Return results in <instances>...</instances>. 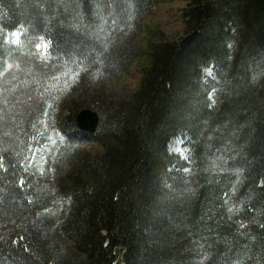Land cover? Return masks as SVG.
Instances as JSON below:
<instances>
[{
    "label": "trees",
    "instance_id": "1",
    "mask_svg": "<svg viewBox=\"0 0 264 264\" xmlns=\"http://www.w3.org/2000/svg\"><path fill=\"white\" fill-rule=\"evenodd\" d=\"M150 2L0 0V264H264V0H186L178 39L158 26L139 35ZM16 31L19 45L5 40ZM37 36L45 61L30 53ZM135 62L142 78L129 89L115 80ZM211 65L218 81L204 77ZM77 67L55 167L70 204L56 220L23 166L24 129L63 102L32 75ZM87 108L93 132L77 126ZM178 135L191 149L186 179L169 152ZM184 181L191 197L174 193Z\"/></svg>",
    "mask_w": 264,
    "mask_h": 264
},
{
    "label": "rangeland",
    "instance_id": "2",
    "mask_svg": "<svg viewBox=\"0 0 264 264\" xmlns=\"http://www.w3.org/2000/svg\"><path fill=\"white\" fill-rule=\"evenodd\" d=\"M186 7V0H151L145 11V15H143L139 21L141 23L137 25V29L141 31L139 35L144 37L152 26H158L170 38H181L185 34V24L182 15ZM18 33V38L12 36L8 41L14 45H19L22 41V35L20 32ZM45 43H47L45 37L37 36V38L31 42V56L39 61H45L48 58V49L45 50L44 48ZM37 45H39V47H37ZM130 65L129 74L121 78L117 77L115 81L120 83V85H126L129 89H136L140 83L142 75L136 66V62ZM205 69H209L211 75H209V72L205 71ZM57 73L58 74H55V76H50L48 78L43 76L38 80H34L35 76L32 75L34 78H31V84L37 91H39L40 82H45L47 91L44 92L48 93L49 91L50 95L52 94V99L55 98L57 102H61L64 99L63 97H66L67 94L70 93V90H73L78 86L81 80L80 75L82 74V71L77 67L74 69L72 68L70 71L64 70ZM203 74L206 80L218 81L216 70L212 65L204 68ZM258 80L260 84L264 85V68L260 71ZM14 90H16V87H14ZM215 90L216 89H212V91H210L211 96H209V99L212 103L217 101ZM20 98L21 97H17L16 99L20 100ZM3 102L4 101H2V103ZM63 104L64 101L61 102V105L59 103L57 108L55 105H51L50 109H52V117L49 115H35V111L29 117L28 123L26 124L27 126L24 129L27 146L23 158V166L39 177L42 191L47 197V203L43 208L44 213L48 214L51 219L56 220L65 216L70 204L69 196L61 194L58 191L55 179V167L62 165L61 161L63 160V155H61L63 147L60 141V137L64 135L60 121L66 113L62 110ZM52 141H55V143L53 144ZM98 146L97 143L86 141L80 144L81 148L94 151L98 149ZM169 152L177 155L179 159L185 163L183 167H177L175 172L183 179L188 178L193 171V168L191 167L193 161L191 159V149L187 138L178 135L172 139L169 144ZM41 157L44 159L41 160ZM29 160L32 162L29 163ZM185 169H187V171H185ZM189 191L190 190L186 187L185 181L174 189V193L179 196L187 195L188 197H191L192 192Z\"/></svg>",
    "mask_w": 264,
    "mask_h": 264
},
{
    "label": "water",
    "instance_id": "3",
    "mask_svg": "<svg viewBox=\"0 0 264 264\" xmlns=\"http://www.w3.org/2000/svg\"><path fill=\"white\" fill-rule=\"evenodd\" d=\"M77 126L85 132H93L98 124V114L92 109H83L77 115Z\"/></svg>",
    "mask_w": 264,
    "mask_h": 264
},
{
    "label": "snow or ice",
    "instance_id": "4",
    "mask_svg": "<svg viewBox=\"0 0 264 264\" xmlns=\"http://www.w3.org/2000/svg\"><path fill=\"white\" fill-rule=\"evenodd\" d=\"M12 36H16V37L18 38L19 33H18V32L10 33V34H8V35L5 36V40H8V39H9L10 37H12ZM14 42H16V41H14ZM37 47H39V45H37ZM44 48H45V50L48 49V44H47V43H45ZM205 71L209 72V75H211V72H210L209 69H205ZM209 96H211V93H209ZM52 143L54 144L55 141H52ZM0 159H2V158H0ZM43 159H44V158L41 157V160H43ZM31 162H32V161L29 160V163H31ZM2 167H3V164H2V162H0V168H2ZM185 171H187V169H185ZM19 183H20V185H23V184H24L23 179H21V180L19 181ZM229 211H231V209H229Z\"/></svg>",
    "mask_w": 264,
    "mask_h": 264
}]
</instances>
